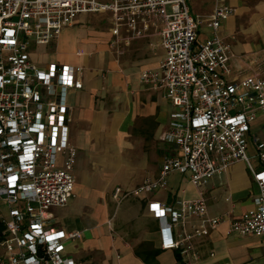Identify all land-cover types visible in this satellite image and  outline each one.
Returning <instances> with one entry per match:
<instances>
[{
  "label": "built area",
  "instance_id": "1",
  "mask_svg": "<svg viewBox=\"0 0 264 264\" xmlns=\"http://www.w3.org/2000/svg\"><path fill=\"white\" fill-rule=\"evenodd\" d=\"M109 10L112 32L119 41L145 35L160 20L165 56L157 69H144L142 82L162 88L174 110L160 140L177 154L164 157L159 177L133 190H114L122 200L166 188L173 171L188 173L201 187L228 167L245 161L258 185L254 207L231 223V230L264 238V169L251 163L248 136L264 115V75L232 76L231 44L220 34L234 7L216 0L211 30L199 40L203 23L187 0H0V196L9 219L0 233V264H75L65 254L66 240L77 232L50 226L49 209L64 206L75 188L77 148L69 141V92L83 88L84 67L50 62L35 64L29 47L49 44L75 24L81 12ZM141 23V26L139 25ZM264 161V142L254 137ZM159 219L163 249L192 250V240L222 221L209 216L205 198L179 200L175 205L149 202ZM192 216L201 218L186 229ZM174 264H189L177 260Z\"/></svg>",
  "mask_w": 264,
  "mask_h": 264
},
{
  "label": "crops",
  "instance_id": "2",
  "mask_svg": "<svg viewBox=\"0 0 264 264\" xmlns=\"http://www.w3.org/2000/svg\"><path fill=\"white\" fill-rule=\"evenodd\" d=\"M187 1L192 14L202 18V25L206 23L209 34L216 0ZM90 13L110 14L109 28L100 30L90 17L83 16ZM113 26L109 10L81 12L75 24L64 31H76L82 48L74 45V51L59 50L60 35L49 44L32 42L29 47L35 64L34 47L43 45L56 53L39 66L57 62L84 67L83 88L71 90L68 96L69 141L77 148L74 194L66 205L49 209L50 226L78 233L66 240L65 254L75 264H174L177 260L189 264H264V238L231 230V223L254 207L258 194L257 182L245 161L231 164L201 187L191 182L188 173L176 170L168 174L166 188L122 200L114 198L118 187L133 190L147 179H157L164 157L177 154V150L160 140L174 110L171 100L162 88L141 80L142 71L157 69L165 56L159 33L162 22H152L145 35L128 40L130 31L123 26L114 47L111 44L117 37ZM220 34L231 44L234 78L264 75V22L239 26L237 14H233L223 22ZM255 136L264 142L262 114L248 136L251 163L261 170L264 161L257 154ZM199 197L205 198L208 215L222 221L208 234L194 237L192 250L163 249L161 224L149 202L175 205L179 200ZM1 205L6 207L5 213ZM8 219V206L0 196V224L4 228ZM200 221L198 216L190 217L186 229L192 231Z\"/></svg>",
  "mask_w": 264,
  "mask_h": 264
},
{
  "label": "rangeland",
  "instance_id": "3",
  "mask_svg": "<svg viewBox=\"0 0 264 264\" xmlns=\"http://www.w3.org/2000/svg\"><path fill=\"white\" fill-rule=\"evenodd\" d=\"M102 2H112L113 0H99ZM228 1H236L238 5H234V14H237V24L239 26H249L252 25L255 21H262L264 22V0H228ZM85 18H91L98 29L104 30L109 28L110 25V14H86L83 15ZM206 23L201 25L199 31V40L203 41L208 36L206 32ZM81 36V35H80ZM78 34L76 31H68L65 33L63 30L58 38V48L63 52H71L73 50V46L75 45L76 48L83 47V41L77 40ZM34 53L32 56L37 64H42L44 62L50 61L53 57H56V53L53 49L49 47H45L43 45L38 46L37 48L34 47ZM1 210L3 213L6 212V207L1 205Z\"/></svg>",
  "mask_w": 264,
  "mask_h": 264
},
{
  "label": "trees",
  "instance_id": "4",
  "mask_svg": "<svg viewBox=\"0 0 264 264\" xmlns=\"http://www.w3.org/2000/svg\"><path fill=\"white\" fill-rule=\"evenodd\" d=\"M3 228H4V225L0 224V232L2 231Z\"/></svg>",
  "mask_w": 264,
  "mask_h": 264
}]
</instances>
